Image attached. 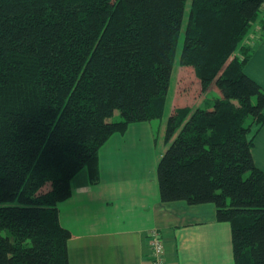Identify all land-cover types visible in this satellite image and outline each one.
I'll list each match as a JSON object with an SVG mask.
<instances>
[{"label":"trees","instance_id":"16d2710c","mask_svg":"<svg viewBox=\"0 0 264 264\" xmlns=\"http://www.w3.org/2000/svg\"><path fill=\"white\" fill-rule=\"evenodd\" d=\"M186 1L0 0V264H69L57 203L80 168L97 180L110 134L162 116ZM263 5L190 0L179 63L220 94L174 109L157 165L162 200L231 223L235 264H264V90L243 70L252 46L235 55Z\"/></svg>","mask_w":264,"mask_h":264},{"label":"crops","instance_id":"0c3cea01","mask_svg":"<svg viewBox=\"0 0 264 264\" xmlns=\"http://www.w3.org/2000/svg\"><path fill=\"white\" fill-rule=\"evenodd\" d=\"M260 19L264 25V15ZM243 70L264 90V27L253 35ZM205 94L198 103L190 96L187 105H174L170 114L178 107L201 106ZM219 94L215 86L214 96ZM154 119L130 122L123 132L108 136L98 148L95 182L86 167L70 179V195L57 203L59 223L71 234L69 264H151L152 228L162 234L166 264H235L231 223L217 220L214 203L162 200L157 165L170 140L167 121L155 131ZM251 151L264 171V123L255 132Z\"/></svg>","mask_w":264,"mask_h":264},{"label":"rangeland","instance_id":"374dc122","mask_svg":"<svg viewBox=\"0 0 264 264\" xmlns=\"http://www.w3.org/2000/svg\"><path fill=\"white\" fill-rule=\"evenodd\" d=\"M189 5H190V0H187L181 28H180V31H179V34L176 40L175 61L172 66V71H171V76H170V81H169V86H168V92H167V99H166V103L164 107V113L161 118H156L152 120L153 121L152 126H154L155 131L160 130V128H158L159 125H162L165 120L167 121V117L169 116L174 105H178V106H180V104L187 105L188 103L191 102L190 96H192L193 99L196 100V101H193L192 103L194 102L198 103L199 100L202 101L203 94L205 93V91L201 89V86L200 88H198L197 86L198 84H200V81L196 75V72L193 66L183 65L179 63V55H180L181 48H182L183 41H184V27L187 21V13H188ZM262 15H264V6L257 13L255 20L251 22V26L249 27L247 33L245 34L242 41L238 45L239 49H237V51L235 52V55L237 54L240 55L241 47L249 48V46H252L253 35H256L257 32H260L261 27H264V25L261 24L262 19H260ZM257 19H260L259 22H257L258 24H256L255 26H252L253 24H255ZM257 25L259 26L258 28H257ZM214 90H215V86L211 85L206 90L208 96H206L205 94L204 100H206L207 98L214 97ZM195 105H191V107L194 108ZM120 118H121L120 112L118 110H115L109 119L110 121H114ZM255 127H256V124L255 125L253 124L251 128L249 129V132L252 133L253 130H255ZM46 188L47 186L44 189ZM223 222L227 223L225 221ZM2 233L4 234L5 231L3 230Z\"/></svg>","mask_w":264,"mask_h":264},{"label":"built area","instance_id":"2783aa9c","mask_svg":"<svg viewBox=\"0 0 264 264\" xmlns=\"http://www.w3.org/2000/svg\"><path fill=\"white\" fill-rule=\"evenodd\" d=\"M149 261L151 264H166L164 257V245L161 232L152 228L148 235Z\"/></svg>","mask_w":264,"mask_h":264}]
</instances>
